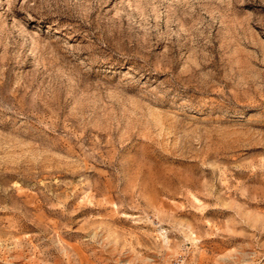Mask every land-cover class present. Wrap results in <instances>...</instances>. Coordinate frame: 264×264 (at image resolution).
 Masks as SVG:
<instances>
[{
  "label": "rangeland",
  "instance_id": "obj_1",
  "mask_svg": "<svg viewBox=\"0 0 264 264\" xmlns=\"http://www.w3.org/2000/svg\"><path fill=\"white\" fill-rule=\"evenodd\" d=\"M0 264H264V0H0Z\"/></svg>",
  "mask_w": 264,
  "mask_h": 264
}]
</instances>
